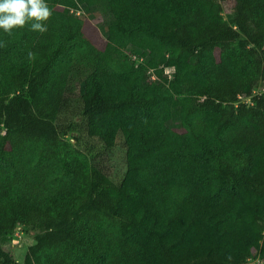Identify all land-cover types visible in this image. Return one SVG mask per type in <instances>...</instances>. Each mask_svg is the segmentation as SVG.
<instances>
[{"label": "trees", "instance_id": "obj_1", "mask_svg": "<svg viewBox=\"0 0 264 264\" xmlns=\"http://www.w3.org/2000/svg\"><path fill=\"white\" fill-rule=\"evenodd\" d=\"M226 1L45 0L46 32L0 29V264H264V0ZM81 124L121 136L119 182Z\"/></svg>", "mask_w": 264, "mask_h": 264}, {"label": "rangeland", "instance_id": "obj_2", "mask_svg": "<svg viewBox=\"0 0 264 264\" xmlns=\"http://www.w3.org/2000/svg\"><path fill=\"white\" fill-rule=\"evenodd\" d=\"M232 5L233 0H228L221 4L222 15L227 21L230 17ZM73 12L83 16V30L85 35H87V37H89L98 48H103L106 43V27L101 14L96 9L86 5L85 3L80 5L79 11ZM172 71L173 68H166V72L169 75ZM256 91H260V89L256 88ZM80 107L81 103L79 98L72 99L67 118L71 119L73 115L80 111ZM78 128V132L75 134L78 142L74 143V138L71 134H68L71 145L84 151L90 156L92 162L96 166L105 171L109 178L115 182H119L126 168L125 147L121 136L117 138L114 147L106 150L102 147L99 139L87 136L84 124H81ZM34 242V233L27 232L26 228L20 225L11 236L10 241L3 247L10 253L15 261L21 262L24 258L27 246L33 244ZM259 261L260 258H257L251 263H258Z\"/></svg>", "mask_w": 264, "mask_h": 264}, {"label": "clouds", "instance_id": "obj_3", "mask_svg": "<svg viewBox=\"0 0 264 264\" xmlns=\"http://www.w3.org/2000/svg\"><path fill=\"white\" fill-rule=\"evenodd\" d=\"M50 15L51 11L45 0H0V29L5 32H10L15 27H23L29 21H32V31L46 32L43 22Z\"/></svg>", "mask_w": 264, "mask_h": 264}]
</instances>
